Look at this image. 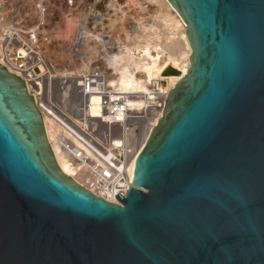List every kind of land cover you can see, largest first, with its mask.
Wrapping results in <instances>:
<instances>
[{
    "label": "water",
    "instance_id": "95a60500",
    "mask_svg": "<svg viewBox=\"0 0 264 264\" xmlns=\"http://www.w3.org/2000/svg\"><path fill=\"white\" fill-rule=\"evenodd\" d=\"M187 72L120 204L60 166L0 61V264H264V0H168Z\"/></svg>",
    "mask_w": 264,
    "mask_h": 264
},
{
    "label": "built area",
    "instance_id": "2783aa9c",
    "mask_svg": "<svg viewBox=\"0 0 264 264\" xmlns=\"http://www.w3.org/2000/svg\"><path fill=\"white\" fill-rule=\"evenodd\" d=\"M3 17L0 12V61L26 80L44 117L47 112L61 125L57 143L75 168L72 177L96 195L120 204L116 196H126L132 185L131 162L143 148L136 150L139 144L135 140L141 138L148 115H156L157 121L162 116L169 92L159 82L147 94L118 92L110 85L114 75L100 67L82 81L54 77L40 54L37 31L23 24H6ZM80 33L74 50L82 56L85 44L79 43ZM118 46L114 44L110 50ZM91 93L100 96L106 117L89 115ZM133 95L143 97L145 106L131 109L127 99ZM118 137L120 146L115 144Z\"/></svg>",
    "mask_w": 264,
    "mask_h": 264
},
{
    "label": "rangeland",
    "instance_id": "374dc122",
    "mask_svg": "<svg viewBox=\"0 0 264 264\" xmlns=\"http://www.w3.org/2000/svg\"><path fill=\"white\" fill-rule=\"evenodd\" d=\"M0 12L6 24H23L37 31L40 54L57 78L82 81L100 67L114 75L110 84L119 89L117 71L107 60L113 54L110 49L114 44L121 45L120 48L133 46L138 40L131 35L138 32L162 47L171 44L168 36L172 37V30L165 25V6L161 0H0ZM82 30L85 52L80 56L74 45ZM176 43L182 44L180 39ZM169 68L177 72L172 75L180 73L178 67L169 65L164 77L172 76L165 74ZM93 94L101 100L98 94ZM88 113L93 117L106 116L100 114L102 110L91 107Z\"/></svg>",
    "mask_w": 264,
    "mask_h": 264
},
{
    "label": "bare ground",
    "instance_id": "6f19581e",
    "mask_svg": "<svg viewBox=\"0 0 264 264\" xmlns=\"http://www.w3.org/2000/svg\"><path fill=\"white\" fill-rule=\"evenodd\" d=\"M161 2L165 6V13L163 14L165 25L168 29L172 30V37L168 36L171 38V44H169L168 47H162L161 44L153 42L146 38L145 35L138 32L136 33V36L135 34L131 35V38L138 40L133 46L127 44L125 47L120 48L121 45H119L117 48L118 51H111L113 54L110 55L107 60L113 65L115 71H117L118 79L116 85L119 86L121 91L117 89L115 85H110L118 92L129 94L128 92L137 91L139 92L137 94H147L150 92V85H154L157 82H159L161 88L169 92L189 68L191 46L186 34V23L168 0H161ZM82 35L83 34L80 33L79 43H84ZM179 39L182 44L177 45L176 42ZM175 40L176 42H174ZM181 45H183V48L180 47ZM169 65L176 66V68L178 67L180 73L178 75L164 77L163 72ZM76 83L81 84L77 80ZM95 96L96 95L93 93L90 94L91 102L89 107H91V109L95 108L100 112L102 110L103 113L100 114L105 115L104 106L101 100L98 96ZM127 104L131 109L135 110L144 107L146 102L143 97L133 95L132 97L129 96ZM94 117L101 116L97 114V116ZM156 118V115H148V119L145 123V130L139 139L140 141L138 138L135 140L137 141L136 143L139 144L136 150H139L145 145L153 127L157 123ZM45 123L49 140L60 166L68 175H74L75 168L72 166L66 153L57 143V135L61 125L50 117L47 112H45ZM128 142H130V139H128ZM120 143L122 142L120 137H118L115 140V144L120 146ZM134 166L135 161L133 160L130 166V173L132 176Z\"/></svg>",
    "mask_w": 264,
    "mask_h": 264
},
{
    "label": "trees",
    "instance_id": "16d2710c",
    "mask_svg": "<svg viewBox=\"0 0 264 264\" xmlns=\"http://www.w3.org/2000/svg\"><path fill=\"white\" fill-rule=\"evenodd\" d=\"M175 73H177L174 69H172V68H169L166 72H165V74L166 75H172V74H175Z\"/></svg>",
    "mask_w": 264,
    "mask_h": 264
}]
</instances>
